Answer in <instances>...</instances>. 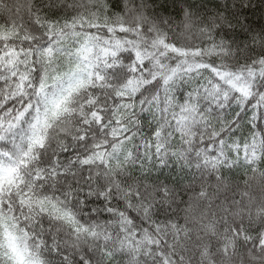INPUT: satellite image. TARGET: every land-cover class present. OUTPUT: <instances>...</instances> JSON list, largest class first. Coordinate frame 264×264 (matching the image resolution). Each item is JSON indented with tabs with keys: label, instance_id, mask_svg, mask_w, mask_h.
I'll use <instances>...</instances> for the list:
<instances>
[{
	"label": "snow or ice",
	"instance_id": "1",
	"mask_svg": "<svg viewBox=\"0 0 264 264\" xmlns=\"http://www.w3.org/2000/svg\"><path fill=\"white\" fill-rule=\"evenodd\" d=\"M0 264H264V0H0Z\"/></svg>",
	"mask_w": 264,
	"mask_h": 264
},
{
	"label": "trees",
	"instance_id": "2",
	"mask_svg": "<svg viewBox=\"0 0 264 264\" xmlns=\"http://www.w3.org/2000/svg\"><path fill=\"white\" fill-rule=\"evenodd\" d=\"M222 2H223V0H222ZM228 2H229V3H231V0H228ZM252 19H253V20H255V19H256V17H255V16H253V17H252Z\"/></svg>",
	"mask_w": 264,
	"mask_h": 264
}]
</instances>
